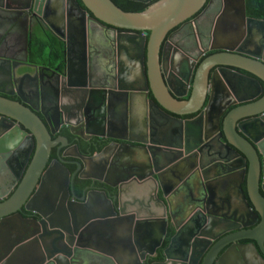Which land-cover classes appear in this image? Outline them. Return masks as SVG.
Returning a JSON list of instances; mask_svg holds the SVG:
<instances>
[{"label": "water", "instance_id": "95a60500", "mask_svg": "<svg viewBox=\"0 0 264 264\" xmlns=\"http://www.w3.org/2000/svg\"><path fill=\"white\" fill-rule=\"evenodd\" d=\"M213 1L129 12L112 0H29L65 42V64L40 75L28 56H0L10 66L0 81L18 96L0 95V264H213L217 255L202 261L204 244L225 231L219 245L264 264V19L247 16L246 0H224V51L199 63L200 54L161 53L171 31ZM76 26L81 50L65 36ZM76 176L92 181L80 195ZM169 226L175 234L155 261ZM226 255L217 264H229Z\"/></svg>", "mask_w": 264, "mask_h": 264}, {"label": "flooded vegetation", "instance_id": "af4514ba", "mask_svg": "<svg viewBox=\"0 0 264 264\" xmlns=\"http://www.w3.org/2000/svg\"><path fill=\"white\" fill-rule=\"evenodd\" d=\"M79 4L82 6L81 2H79ZM29 5H30L29 0H25V1H22V0H0V56H4V57H8V58L12 57V58H15L17 60L25 59L26 56L29 55V48L31 46L30 43H31L33 31L36 28H43L45 31L49 30L45 26V24L40 20V18L32 16L31 8ZM224 7H225L224 0H214L212 5H209L207 3L206 6L202 10H200L196 15H194L190 19L186 20L181 25L177 26L175 29H173L171 31L170 34H173L172 39L174 40V42H171L172 40L169 39L170 36H168L169 38L167 37L164 44L162 45L161 53H164L165 55H167L171 58H174L175 56L179 57L181 53L182 54L187 53V54H191L194 56L200 54L199 55L200 59L197 62V63H199L201 60H203L204 58H206L212 54L220 53V52L224 51L223 49H221V47L227 46L229 43L218 38L220 35L223 38V35H222L223 33L220 30L221 28H218V26L221 25V23L225 20L224 19L225 16L223 15L224 14ZM87 14L91 16V14L89 12H87ZM233 26L236 29L235 24ZM92 27L94 30L96 29L95 28L96 26H92ZM81 28H77V26H76L77 30H73V27H70L69 30L65 31L66 39H70L72 42H74L75 45L77 46L76 47L77 50H81L84 46L86 47V44L85 45L83 44L84 41L82 39L84 38V35H83V32L81 33V31H82ZM64 44H65V42H64ZM253 46L255 48V44H253ZM247 47L243 48V50H245V49L246 50L247 49L253 50L251 48V45H248ZM65 48H66V45H65ZM27 63L32 64V65H37V64H33L32 62H29V61ZM180 65H181V63L179 60L176 59L173 61L174 67L177 68V66H180ZM38 67H40V70H39L40 75L42 73H44L43 68H47V67H50L53 69H56L57 67H59V72H62V70H64V68H62V69L60 68V65L47 66V65H39L38 64ZM0 71H4L7 74V76L9 75L10 66H9V64H7L5 62V59L0 60ZM27 71H31L32 73H34V68L31 67V68L23 69V72H27ZM49 74H51V73L49 72ZM53 78L56 81L55 76ZM25 87H26L25 88L26 89V95H27L29 101L36 104L35 100H36L37 96L35 93V87H33V82L29 78L25 79ZM2 92H4V93H2ZM0 95L7 96V97H10L13 99L18 98V96L15 93H13V88H11L7 84L4 85L1 81H0ZM149 98H152L151 94H149ZM226 103H229V100L228 101L226 100ZM121 113H122L121 116H124L122 118L123 119L126 118V114H124V110H122ZM193 117L194 116H191L189 118H193ZM66 130L67 129H63L62 133L69 135L71 137L70 140L73 142L72 144L73 145L78 144L80 151L85 152L86 150L84 148L87 149V146L85 145V143L82 140H79V141L74 140L75 137H73L71 134H69V131L67 130L68 131L67 132ZM57 136H58V134L55 135L54 138H56ZM92 149H95V147L91 146V151H92ZM87 152H89V151H87ZM75 169H76V167L71 169L72 173H74L76 171ZM77 177L78 176H76L75 179L77 181H79L80 179L78 180ZM236 180H237V178H236ZM18 183H17V186H18ZM84 183H85V185L86 184L88 185V184H92V181L88 180ZM15 188H13L11 194L15 191ZM245 190H246V188H245ZM77 193L80 195V188L79 187H77ZM10 195L4 197L3 199L4 200L7 199ZM4 200H2V201H4ZM210 202H211V199H210ZM22 214L24 215V217H27L30 219H37V220L41 219L38 214L29 212L25 209L22 210ZM181 215H183V213H180V216ZM244 221L248 225H252V223L254 222V219H244ZM251 227H253V226H251ZM35 228H36V226H35ZM241 228H243V227H241ZM248 228H250V227H248ZM169 229H172L174 231V233H173V236H174L175 230L171 226L168 227V231H169ZM225 229H227L226 226H225ZM168 231H167V234H168ZM220 233H219L220 234L219 236L215 235L216 238H213V240L205 242L204 249L207 248V250L205 251V255H204L202 261L204 260L205 257L208 259H210V258L213 259L217 255V258L214 260V263H213V264H217L219 259L223 255L227 254L224 258H225V260H227V257L230 258V260L229 259L227 260L229 264H239V263L240 264H248L245 260H249L254 255L251 253V257H248L247 253H246L245 256L240 257L239 256L240 254L232 249L231 244L223 245V246L219 245V243L221 241H223L222 239L226 238L229 234H231V232L225 231L223 233L222 232H220ZM1 238H2V236H0V239ZM2 241H4V240L2 239ZM164 241H165V239H164ZM164 241L162 242L160 247H157V256L154 259L155 261H160V260L165 259L164 251L168 248L169 244L167 245V247H165L162 250ZM250 242H252V241H246L245 243H250ZM235 246H237V245H235ZM256 246H257V244H256ZM48 247L49 246L47 245V248ZM214 248H217V249L212 251ZM240 248L245 249V247H242V246H240ZM257 248L259 249L258 246H257ZM160 251H162V252H160ZM192 251H193L192 248H190V250L187 251V253H188L187 259L191 258V260H192L191 262H193V260L197 261L199 259V257L201 256L203 251L199 252L198 247L195 248V253H193ZM214 253H215V255H213ZM260 254L264 258V254L261 251H260ZM41 256H42L41 252H37L35 258L32 261L36 263L38 261L37 259L39 258V260H40ZM230 256H232V257H230ZM233 258H235V259H233ZM242 259H245V260H242ZM239 260H240V262H239ZM3 264H7V263L5 262Z\"/></svg>", "mask_w": 264, "mask_h": 264}, {"label": "trees", "instance_id": "16d2710c", "mask_svg": "<svg viewBox=\"0 0 264 264\" xmlns=\"http://www.w3.org/2000/svg\"><path fill=\"white\" fill-rule=\"evenodd\" d=\"M81 2V0H78ZM118 7L125 11L129 12H141L146 10L151 3L158 0H153L150 3H141L138 1L132 0H112ZM246 12L247 16L264 19V0H246ZM31 46L29 48L28 61L33 64L47 65V66H56L60 65V68H64L65 64V44L64 42L57 38L51 31H45L43 28H36L33 31L31 38ZM86 150V148H84ZM101 149V147L99 148ZM93 153L96 152V149H92ZM55 157V153L53 155ZM71 169L75 168L70 166ZM79 180L77 187L80 188L85 184ZM244 189L246 188L245 184L243 185ZM246 191V190H245ZM174 231L169 229L168 234L165 238L162 250L167 247L170 242V239L173 236ZM162 252V251H160ZM161 254V253H160Z\"/></svg>", "mask_w": 264, "mask_h": 264}, {"label": "crops", "instance_id": "0c3cea01", "mask_svg": "<svg viewBox=\"0 0 264 264\" xmlns=\"http://www.w3.org/2000/svg\"><path fill=\"white\" fill-rule=\"evenodd\" d=\"M135 144L138 145L137 143H135ZM130 157H131L133 163H135V164L141 165L142 163H144V161H143L144 160L143 159L144 158V154L138 148H136V150L133 153H131ZM97 264H100V263L97 262Z\"/></svg>", "mask_w": 264, "mask_h": 264}]
</instances>
